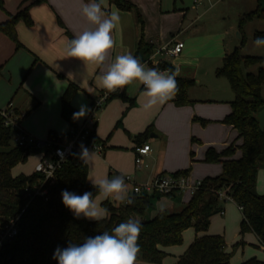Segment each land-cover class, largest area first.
<instances>
[{"label":"trees","instance_id":"16d2710c","mask_svg":"<svg viewBox=\"0 0 264 264\" xmlns=\"http://www.w3.org/2000/svg\"><path fill=\"white\" fill-rule=\"evenodd\" d=\"M46 0H25L14 15L0 23V33L8 36L21 47L17 36L19 22L27 26L33 24L30 8ZM122 11L134 10L142 33L134 54L141 63L155 50L150 42H145L142 16L133 3L128 0H109ZM26 3V4H25ZM0 9L4 10V0H0ZM254 19H264L262 0L257 7L240 17L239 28L241 46L245 39L241 33L243 24ZM62 27V21L58 18ZM71 36L69 31H66ZM256 37H264V31H256ZM264 47V46H263ZM260 64L256 72L244 73L253 65ZM159 68H174L168 62L158 65ZM218 77L226 78L234 93L230 102L231 110L222 122L233 126L242 139L241 156L232 158L236 147L231 145L221 151L209 147L206 151V162L222 164V173L214 177H205L200 187L192 194L184 208L179 212L170 213L165 209L159 210L152 218L148 217L152 207L154 194L132 195L133 204L113 205L104 201L103 206L108 210V216L99 222L84 218L76 219L62 203V191L67 190L77 195L91 192L93 196L98 190L88 182V165L76 157L65 161L58 170L55 182L49 186L48 199L38 196L30 199L24 194V188L38 183L42 178L37 173L14 176L12 170L25 162L31 153L39 149L32 146H19L13 142V130L5 125V118L0 112V229L9 219H17L18 233L13 240L4 244L0 249V264H58L53 253L59 246L65 248L69 243H82L85 237L99 235L109 231L129 218L137 219L142 224L138 244L140 253L138 264L141 262L160 263L167 253L165 247L182 243L183 233L193 226L197 232L207 231L212 216L223 211L225 197L231 198L242 211V231H252L264 246V194L258 193V171L264 167V130L259 126V116L264 110V58L244 56L240 47H236L223 58L222 65L217 69ZM62 76V75H61ZM179 85L178 93L173 101L178 106L189 105L188 90L195 80L191 78H176ZM79 87L70 82L61 97V115L72 126H75L73 114L76 109L71 101ZM127 100L124 92L118 90L109 93L106 102L115 98ZM16 115L18 113L14 110ZM202 124L209 121L195 117ZM149 131L137 135L139 145L142 137H147ZM55 137L54 134H51ZM88 142H98L95 136V126L88 136ZM189 169L179 170L174 175H187ZM121 174L116 172L114 175ZM127 182V181H126ZM231 253L227 244L219 234H204L197 236L175 264H230ZM241 264H264V260L256 257Z\"/></svg>","mask_w":264,"mask_h":264},{"label":"rangeland","instance_id":"374dc122","mask_svg":"<svg viewBox=\"0 0 264 264\" xmlns=\"http://www.w3.org/2000/svg\"><path fill=\"white\" fill-rule=\"evenodd\" d=\"M85 1H87V3L90 2V0ZM128 1L136 5L142 16L144 21L143 32L145 37L153 36L157 42L160 38L163 44L166 42V39L171 40L178 34V40L184 42L183 53L187 51L189 55H187L186 58H183L181 62L179 60V64L177 63L178 65H176V67L181 69L183 73L187 72L190 75H194L188 78L195 80L194 84L189 89L191 90L192 96L196 98L216 100L218 101V104L216 105L220 107H226V105H229V101L234 99V93L231 89L229 81L224 77H218L216 75L217 69L222 65L223 54L225 51L234 49L235 46H238L240 47L241 54L244 56L264 58V47H256L254 45L253 38L254 32L264 31V19H254L243 24L241 33L245 39V44L242 46L240 41L241 38L237 36V29L228 30L229 33L226 34L225 31L230 28V23L234 24L235 27L239 26L240 19L235 14L237 4L230 5L228 3H216L217 1L222 0H203L198 3H195L194 0ZM224 1L227 2L228 0ZM234 1H242L239 3L244 4V1L245 3H248L250 0ZM81 2H83V0H80V3ZM212 4L215 5L210 7ZM251 4L252 8H255L256 0H251ZM262 7L264 8V0H262ZM15 8L16 7H13V9ZM62 8L66 9V7ZM207 9L209 10L205 12ZM104 10L108 13L117 12L121 18L120 23L112 33L115 41V47L112 49L109 56V62L112 61L116 55L126 53L133 54L135 49H137V43L142 33V25L139 23L136 12L134 10L122 11L115 5L111 4L109 0H104ZM0 13L8 16L6 9H0ZM223 16L225 18H223ZM84 21L85 27H88L89 25L87 24L85 18ZM190 23H193V25L188 28L187 26ZM172 33L175 35L172 36ZM163 38H165V41ZM13 43L14 41H12V44ZM28 66L22 73V77L18 78V80L16 77H7L4 80V77L0 74V89H10V87L12 90L14 89L13 94L15 93V98L11 104H20L22 105L24 112H28L25 120H23L22 126L25 129V132H27L31 137H34L39 141H46L52 137L51 134H54L55 136H63L65 138L74 126L62 117L60 103V109L57 110L56 108L54 109L55 111L53 110L51 104L52 89L48 86L49 83L47 85L44 80L40 82L38 79L41 70L48 68L45 66L35 69V65L33 67H31V65L29 67ZM91 66H93V68H90ZM259 66L260 64H256L248 69L244 68V73L256 72ZM99 73L100 70L95 65L91 64L87 66L84 64L83 70L81 69L79 73L78 80L83 89L81 90L79 88L74 96H76V94H80L82 96V104L86 105L90 110L87 112V115H89V113L93 110L92 108L94 102H96L103 94L108 93L106 90L101 93L100 88L95 85V79ZM64 75L65 76H61L58 73H55L54 77L58 82H66L69 78L66 74ZM24 78H26L25 81H22ZM68 85L69 83L67 84L66 89ZM93 85L96 89L89 90V93H87L86 90ZM130 85H133L136 89L141 84H139L138 81H134ZM30 91L34 93H30ZM126 94L136 99L134 91L132 93L128 90V87ZM118 99L119 100L112 102L111 108L113 107L120 112L123 109V103H125V101L122 98ZM37 100L40 101V105L36 109L32 110ZM59 102H61V98ZM109 102L110 101H105L98 108L94 109L96 122L100 121L101 112L107 107L106 105ZM127 104L129 105V102H127ZM8 105L9 103L0 108H5ZM217 109L220 110V108ZM139 112L140 111H138V113H133L128 120L137 121L141 115ZM82 123L83 122L79 125ZM107 127L109 128L108 124ZM160 127L161 129L159 130H161V133L155 129L149 133L148 141L152 146L153 153H151V155L153 156L148 158L146 157L144 159V164H146L147 167L143 168L142 171L136 173V168L138 169L139 167L135 163L136 153L134 147L137 143H135L133 139L129 138V136L126 133L124 134L122 131L121 134L118 133L113 140L114 142H117V145L112 148L113 153L109 156V158L108 156L101 158L95 156L94 154L88 161L90 168L89 179L93 180L108 177V172H113V174L120 172L124 174L125 177L131 179V185L133 181L143 184L145 183V180H147L152 166L157 162L159 164L164 161H168L175 165L184 164L188 152H182L180 151L181 149L177 150L178 146L181 147L179 144L180 139L184 134V128L174 127L168 123ZM109 129V131L112 132V126ZM152 134H155L158 138L151 137ZM160 139H162L163 142L159 146L157 143ZM104 140L110 147L111 139ZM42 158V150L31 153L25 162L18 164L14 168L13 173L15 176L31 175L36 171V167ZM216 165L221 167V163L219 162H196L192 168L189 169L188 176L189 178L193 177L195 179H202L203 176H205L204 173L209 172L208 170L213 169L212 167ZM262 171H264V167ZM262 184L264 186V176L262 177ZM161 195L169 196L172 194ZM106 200L109 202L113 201L112 199L101 200V207L104 208L103 202ZM159 205L167 208L165 209L167 211L168 209L177 210L181 208L183 201L171 202L166 199ZM224 208L225 215H221L220 212L217 213L212 226L222 228L223 224L220 221V218H223L224 228L226 229L227 251L231 253L230 264H241L251 257L264 260V248L259 245L256 235L252 231H242L241 229L242 214L237 205L226 200L224 202ZM227 212H229L230 217L228 220H226ZM196 232L197 231L193 226L189 227L185 231L182 243L171 246L169 250L171 254L169 253L166 255L160 263L148 262L145 264H175L178 258L187 250L191 242L194 240ZM188 235L189 237H187Z\"/></svg>","mask_w":264,"mask_h":264},{"label":"crops","instance_id":"0c3cea01","mask_svg":"<svg viewBox=\"0 0 264 264\" xmlns=\"http://www.w3.org/2000/svg\"><path fill=\"white\" fill-rule=\"evenodd\" d=\"M24 1L25 0H4V7H5L4 9L7 10L8 16L0 13V23L6 21L9 18V15H14L18 11L19 7L24 3ZM239 2L242 1L237 2L234 0L231 1L228 0L227 2H225L224 0H222V1H217L216 3L219 4L228 3L230 5L237 4L236 5L237 10L235 11V14L237 15V17H239V19L243 14H246L254 10L258 5V0H256L255 8H252L251 0L248 3L247 2L245 3L244 1V4ZM83 3H87V1L83 0ZM212 5H210V7ZM13 7L16 8L13 9ZM62 7H66V9ZM80 7H81L80 0H46L45 2L33 5L30 8V14L33 19V24L31 26H27L25 23L19 22L17 25V36L21 44V47L19 48L16 47L15 42L12 44V40L8 36L0 33V44H2L0 45V74L4 77V80L7 77L9 78L16 77L18 80V78L22 77V73L24 72V70L28 65L29 66L31 65V67L35 65L34 67L35 69L46 66L48 69L45 68V70H41L38 79L40 82L44 80L45 84L47 85L49 83L48 86L52 89L51 104L53 110L56 108L57 110L60 109L61 102L59 101L68 83L73 82L81 90L83 89L79 83L78 78L81 69L83 70L84 63L76 58L67 57V53H66L67 42L71 40L66 31H69L71 36L74 38V35L76 33L82 31L85 28V21H84V17L81 15ZM8 8L12 10H9ZM208 10L209 9L205 10V12H207ZM58 18L62 21L64 27L60 25ZM223 18L225 17L223 16ZM192 25L193 23H190L187 27L189 28ZM231 29L233 30L237 29V36L241 38L239 26L235 27L234 24L230 23V28H228L225 31L226 34L229 33L228 30ZM171 35L174 36L175 34L172 33ZM177 36L173 38L178 39ZM144 40L145 42L152 43L156 47L158 45H162V40H160L159 38L157 42L153 36H146V37L144 36ZM163 40L165 41V38H163ZM169 41H170L169 39H166V42L164 43H167ZM236 47L238 46H235V48ZM231 51H233V49H229L228 51H225L223 54V58L226 54L230 53ZM135 52H133L132 55H134ZM187 55H189L187 51L184 53L182 51V53L177 57L174 58L166 57V61L170 63L174 68L176 78H188L194 76L188 74L187 72L183 73L181 69L176 67V65L179 64L178 61L180 60L181 62V60L183 58H186ZM90 68H93V66H91ZM67 70L70 72H68ZM55 73H58L59 75L62 76H65L64 74H66V76H68L69 78L68 81L66 82L56 81L54 77ZM25 79L26 78H24L22 81H25ZM127 87L128 90H130L132 93L134 91L137 101L135 98H132L131 96H128L126 94ZM133 88H134L133 85L129 84L124 89L118 90L119 92H124L126 97L128 98L127 100H124L125 103H123L124 106L120 112H118L117 109L113 107L111 108L112 102H114L115 100H119L118 97H115L117 99L113 98L109 100L110 102L106 105L107 107L101 112L100 121H97L98 123L97 122L95 123V136L97 138L98 143H100L103 148L101 154L92 151L95 154V156L101 158H105L108 156L109 158V156H111V154L113 153L112 148L116 147L115 145H117V142H114L113 140L115 136L118 133L121 134L122 131L124 134L126 133L129 136V138L133 139L135 143H137L136 142L137 135L144 133L146 131H149L150 133L153 129H155L158 132L160 131L161 133V130H159L161 129L160 126L166 123L171 124L174 127L184 128V134L180 139V144H179L181 145V147L178 146L177 150L181 149L180 151L182 152L184 151L188 152L186 161L184 164L181 165H175L168 161L166 162L164 161L160 164L157 162L152 166L150 174L148 175V178L147 180H145V182L151 180L157 175L173 174L179 170L191 169L196 162H206L204 159H205L206 151L209 147H213L216 149V151L219 152L231 145H234L236 147V150L232 158H239L241 156V149L239 148V146L242 144V139L238 137V131L233 126L222 122V119L227 114H229L231 110L230 102L232 100L229 101L228 103L229 105H226V107H220L216 105L218 104V101L216 100L196 98L192 96L191 90L189 89L188 97L192 101L191 104L178 106L174 103L172 98L163 105H157L153 109L149 111H145L141 107V105L144 103L143 95H142L144 91L143 85H139V87L136 89ZM94 89H96L94 85L90 86L89 89L86 90V92L89 93V90H94ZM13 91L14 89L12 90L11 87L10 89L8 88L0 89V107H3L5 104L12 103L14 101L15 93L13 94ZM100 91L102 93L104 89L100 88ZM30 93H34V92L30 91ZM81 99L82 96L80 94H76V96H74V98L71 101V104L76 109V112H78L80 105H82ZM127 102H129V105L127 104ZM12 105L14 110L18 113V116L20 117V126L25 131V129L22 126V123L23 120H25L28 112H24V110L22 109V105L20 104L17 105L14 103ZM39 105H40V101L37 100L32 110L36 109ZM217 108H220V110ZM137 110L140 111L139 113H141L140 118L137 121L128 120V118L133 113H138ZM85 117L80 118L78 120H74L75 126L79 125L81 122H84ZM195 117L206 119L209 122L204 125L199 121L194 120ZM107 124L109 128H111L112 126L113 129L112 132L109 131L110 129L107 127ZM148 137L149 135L147 137H142L143 141H140V144L139 145L137 144L134 147L136 153L137 146H142L143 144L150 145L151 150L148 152V154L143 156L144 159L146 157L148 158L153 156L151 155V153H153V149L150 142L148 141ZM151 137L158 138V136H156L155 134H152ZM104 139L107 140L111 139L110 147L107 145ZM162 142H163L162 139H160L158 140L157 144H159L160 146ZM136 156L137 154H135V158ZM87 165H88V182L92 184L91 180L89 179V172H90L89 164L87 163ZM145 167H147L146 164L142 165V167L138 169L136 168V173L142 171L143 168ZM212 168L213 169L208 170L209 172L204 173L205 176H203L202 179H198V178L195 179L192 177L190 178L191 181L194 182L196 180H203L205 177L208 176L214 177L222 173V164L221 167L219 165H216ZM262 169L263 168H261L258 171L257 186H256V189L260 194H264V186L262 184V177L264 176V171H262ZM107 176L109 179H111L115 175L113 174V172H108ZM126 183L128 185L129 193L132 196L133 195L132 185L130 184V182H126ZM191 196H192L191 193L174 194V195L172 194L169 196H164L158 193H154V197L152 198L153 204L152 207L149 209L148 217L152 218L159 210L167 209L159 205L166 199L170 200L171 202L183 201V205L181 206V208L177 210L168 209V212L170 213L179 212L184 208L185 204L189 201ZM227 201H230L235 205H237L232 199H228ZM110 203H112L113 205L122 204L114 200L111 201ZM222 206H223V211L220 213L221 215H225L224 203L222 204ZM238 209L240 210L239 207ZM229 218H230L229 212H227L226 220H228ZM214 220H215V215L212 216L211 218V222L208 230L204 232H196L195 238L197 236L204 234H219L223 236L226 241V229L224 228L223 218L222 219L220 218V221L223 224L222 228H219L218 226L216 227L212 226ZM185 231L183 233V236L185 234ZM187 237H189V235ZM257 240L259 245L264 248V246L260 243L258 237ZM170 248L171 246L164 248V251L166 250L167 255L169 253L171 254V252L169 251ZM141 263L145 264L148 262H141Z\"/></svg>","mask_w":264,"mask_h":264},{"label":"clouds","instance_id":"9594fccd","mask_svg":"<svg viewBox=\"0 0 264 264\" xmlns=\"http://www.w3.org/2000/svg\"><path fill=\"white\" fill-rule=\"evenodd\" d=\"M80 11L89 26L67 42L66 53L67 57L76 58L85 66L95 65L100 70L95 79L96 87L113 93L138 81L144 88L142 95L145 99L141 107L145 111L165 104L178 93L176 74L171 70L160 71L147 67L131 53L116 55L109 62V56L115 47L112 33L121 18L117 12L108 13L104 10V0L81 2ZM254 45L264 46V37H256ZM88 111L90 110L86 105H80L79 111L73 114V119L85 117ZM79 148V152L71 154L82 163H88L94 153L83 143ZM91 182L98 190L95 196L91 192L77 195L64 190L61 193L63 205L76 219L84 218L96 222L104 220L108 216V210L100 204L104 199H112L122 204L135 202V198L129 193L124 174H118L111 179H93ZM141 229L139 220L129 218L116 225L111 232L104 231L99 235L85 237L82 243H69L65 248L58 246L52 258L58 264H138Z\"/></svg>","mask_w":264,"mask_h":264},{"label":"built area","instance_id":"2783aa9c","mask_svg":"<svg viewBox=\"0 0 264 264\" xmlns=\"http://www.w3.org/2000/svg\"><path fill=\"white\" fill-rule=\"evenodd\" d=\"M195 3L203 0H194ZM184 49V42L176 38H172L169 42L155 47L154 52L147 57L143 64L147 67H154L160 71L171 70L170 67L159 68L158 65L166 61V57L174 58L179 56ZM170 64V63H169ZM171 72H173L171 70ZM175 73V72H174ZM109 93L103 94L93 104V110L86 117L81 125L74 126L71 132L64 138L63 136H55L46 141H39L31 137L20 126V117L14 112L13 105L1 108L0 112L5 118V125L10 126L13 130V142L19 146H32L43 151V158L36 167L34 173L39 174L42 178L38 183L29 185L24 188V194L33 199L35 197H42L44 200L48 199L49 186L56 180V175L59 169L63 166L66 160L74 157L71 153L80 151L79 145L83 143L89 150L101 154L102 145L97 142H88V136L93 130L96 120L94 109L102 105ZM64 141V142H63ZM151 150L149 144H143L136 147L135 163L140 168L144 165L143 156L148 154ZM127 182L131 179L125 177ZM202 180L191 181L187 175L161 174L157 175L151 180L140 184L135 181L132 182L133 195L145 194H193L201 185ZM231 199L225 197V200ZM18 233L17 219L12 218L6 221L0 229V249L1 247L14 239Z\"/></svg>","mask_w":264,"mask_h":264},{"label":"water","instance_id":"95a60500","mask_svg":"<svg viewBox=\"0 0 264 264\" xmlns=\"http://www.w3.org/2000/svg\"><path fill=\"white\" fill-rule=\"evenodd\" d=\"M259 126H260V129L263 131L264 130V110L260 113V116H259Z\"/></svg>","mask_w":264,"mask_h":264}]
</instances>
